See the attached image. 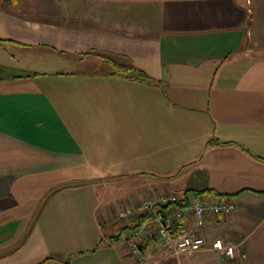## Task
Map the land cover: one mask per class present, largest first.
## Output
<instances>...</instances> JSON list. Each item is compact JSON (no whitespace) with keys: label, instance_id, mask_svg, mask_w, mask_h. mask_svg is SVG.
<instances>
[{"label":"crops","instance_id":"crops-1","mask_svg":"<svg viewBox=\"0 0 264 264\" xmlns=\"http://www.w3.org/2000/svg\"><path fill=\"white\" fill-rule=\"evenodd\" d=\"M0 66V264H264V0H0ZM186 191L202 250L115 237Z\"/></svg>","mask_w":264,"mask_h":264},{"label":"built area","instance_id":"built-area-1","mask_svg":"<svg viewBox=\"0 0 264 264\" xmlns=\"http://www.w3.org/2000/svg\"><path fill=\"white\" fill-rule=\"evenodd\" d=\"M236 205L232 201H209L204 195L187 192L153 195L120 209V218L143 215L146 211L155 215L149 223L128 228L127 235L121 236V241L139 261L144 259L140 244L145 240H155L166 253L192 254L208 244L207 237L199 234L198 228L205 224L210 215L230 213L236 209ZM185 217L195 218V226L186 229L177 227L176 221ZM211 247L222 255L236 257V245L223 237H216L211 242Z\"/></svg>","mask_w":264,"mask_h":264},{"label":"trees","instance_id":"trees-1","mask_svg":"<svg viewBox=\"0 0 264 264\" xmlns=\"http://www.w3.org/2000/svg\"><path fill=\"white\" fill-rule=\"evenodd\" d=\"M10 1H14V0H10ZM138 72L139 73H137V77L139 78V79H141V80H143V81H148V82H155V80L152 78V77H150V76H148L147 74H146V72H144V71H142V70H138ZM4 77H5V75H4V73H3V71H2V68H1V66H0V80H2V79H4ZM157 82V81H156ZM215 140V139H214ZM214 140H212V141H214ZM187 192V191H186ZM185 192V193H186ZM184 193V194H185ZM188 193V192H187ZM133 226H136V224H133V225H131L130 227H133ZM128 228V227H127ZM121 236L122 235H120V234H116V238H121Z\"/></svg>","mask_w":264,"mask_h":264},{"label":"rangeland","instance_id":"rangeland-1","mask_svg":"<svg viewBox=\"0 0 264 264\" xmlns=\"http://www.w3.org/2000/svg\"><path fill=\"white\" fill-rule=\"evenodd\" d=\"M121 219H124V218H121ZM124 221L123 220H119L118 221V223H117L118 229L116 230V234L119 233L120 229L122 228L123 223H125ZM127 232H128V229L127 228H124L123 231L120 233V235L125 236V235H127Z\"/></svg>","mask_w":264,"mask_h":264},{"label":"water","instance_id":"water-1","mask_svg":"<svg viewBox=\"0 0 264 264\" xmlns=\"http://www.w3.org/2000/svg\"><path fill=\"white\" fill-rule=\"evenodd\" d=\"M141 246V245H140ZM141 247H143V246H141Z\"/></svg>","mask_w":264,"mask_h":264}]
</instances>
